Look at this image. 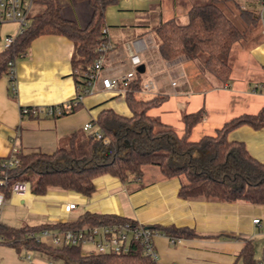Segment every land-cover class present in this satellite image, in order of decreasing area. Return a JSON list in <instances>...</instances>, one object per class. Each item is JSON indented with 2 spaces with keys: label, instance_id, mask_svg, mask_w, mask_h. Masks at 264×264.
Segmentation results:
<instances>
[{
  "label": "crops",
  "instance_id": "crops-1",
  "mask_svg": "<svg viewBox=\"0 0 264 264\" xmlns=\"http://www.w3.org/2000/svg\"><path fill=\"white\" fill-rule=\"evenodd\" d=\"M56 2L63 17L74 20L80 27L88 24L92 13L88 0ZM242 2L240 8L256 14V0ZM116 4L120 19H129L128 24L135 27V34L118 48L109 26L126 24L108 22L105 18L115 44L105 66L109 73L125 72L131 68L129 52L139 55L144 67L142 72H148L145 84L150 83L151 87L146 88L144 84L137 96L141 99L163 96L159 105L148 110L149 115L177 128L180 135L184 127L183 114L204 110L203 119L190 134L192 140H197L202 135L214 134L235 116L264 109V30L259 22L253 26L251 45L244 46L240 41L233 45L229 56L231 73L229 79L220 84L197 67L196 59L179 54L164 60L158 53L151 28L169 18L186 20L188 8L194 5L192 0H117ZM32 7L36 13L42 10L36 0ZM151 10L155 14L154 25L143 21L132 23L134 16ZM72 52L73 43L68 37L42 34L33 38L24 54L15 61V93L10 92L9 76H0V158L9 156L14 148L21 153L51 152L65 144L71 132L82 129L88 121L93 122L103 109L131 114L124 97L100 88L85 94L79 108L63 115L20 113L22 106L62 104L76 95ZM124 63L128 66L126 69ZM227 137L243 142L250 155L264 163V126L240 125L229 131ZM93 183L94 189L88 195L58 186L48 187L44 194L31 190L22 195L9 193L0 207V221L20 227L68 222L86 212L114 215L149 227L183 228L192 232V235H169L161 229L165 234L153 237L158 264H244L245 244L251 246L253 264H264V204L180 198V179L165 177L155 165H144L141 177L130 176L122 181L102 174L95 177ZM70 203H74V207L65 211L64 205ZM256 218L258 221L254 222ZM169 236L179 239L173 243ZM26 254H29L28 259ZM0 264L64 263L40 251H18L0 242Z\"/></svg>",
  "mask_w": 264,
  "mask_h": 264
},
{
  "label": "trees",
  "instance_id": "trees-1",
  "mask_svg": "<svg viewBox=\"0 0 264 264\" xmlns=\"http://www.w3.org/2000/svg\"><path fill=\"white\" fill-rule=\"evenodd\" d=\"M36 1L42 5V10L33 14L30 25L16 36L8 49L0 52V76L7 75V62L15 54L25 52L33 38L42 34L64 35L73 43L72 74L77 85L76 94H79L86 84L87 66L97 56L102 28L108 29L105 8L117 0H88L92 13L85 27L63 17L56 0ZM225 1L210 0L192 5L183 23L175 18L157 23L152 30L161 58L170 60L184 54L188 59H197L204 55L206 71L218 81L226 82L231 73L229 56L233 45L243 39L258 20L252 10L238 6V22L234 21L223 8ZM140 73L136 71L124 97L131 112L129 116L110 108L103 109L92 122L100 130L101 137L82 128L71 132L65 144L51 152H18L17 166L0 169V178L6 175L4 183L0 184V192L7 197L12 182L21 179L29 182L30 190L35 194H44L48 187L58 186L88 195L94 189V178L99 175L110 174L125 181L130 176L141 177L144 165H155L165 177L180 179V198L264 204V163L252 157L243 142L227 137L229 131L240 125L264 126V109L255 114L235 116L225 121L214 134L192 140L190 134L203 119L204 110L183 114L184 127L179 135L171 125L148 114L149 109L159 105L163 96L139 98ZM80 101L73 104L71 99V107L63 108L61 115L79 108ZM126 219L86 212L72 221L37 226L14 227L0 221V242L18 251L43 252L64 264H156L144 254V245L140 241H132L126 252L83 254L78 246L54 247L29 235L43 228L78 229L84 225ZM161 229L169 235H192L183 228ZM250 255L251 246L245 244L244 264H253Z\"/></svg>",
  "mask_w": 264,
  "mask_h": 264
},
{
  "label": "built area",
  "instance_id": "built-area-1",
  "mask_svg": "<svg viewBox=\"0 0 264 264\" xmlns=\"http://www.w3.org/2000/svg\"><path fill=\"white\" fill-rule=\"evenodd\" d=\"M35 0H0V52L8 49L17 35L23 32L31 21V8ZM257 20L264 30V0H256ZM12 24L10 30L2 33V26ZM115 44L110 39L109 31L106 27L102 28L100 35L97 56L94 61L87 66L84 80L86 82L82 92L76 94L72 98V103L76 104L82 99L85 94H89L96 88H100L112 92L115 96L125 97L129 89L131 81L135 78L137 66L141 63V59L137 53L129 52V62L131 68L125 72L109 73L106 69L108 54L114 49ZM24 52H19L7 62V75L10 81V92L13 94L16 90L14 83L15 61L22 56ZM145 87H151L150 83L145 84ZM257 87V85H255ZM71 100L62 104L48 106H22L20 113L22 115H38L45 114L49 116H59L62 109L71 107ZM84 130L91 132L92 135L99 138L101 132L98 127L94 126L91 121L84 123ZM18 150L14 148L9 156L3 157L0 160V169H9L17 166L19 160L16 157ZM6 175L0 178V184L5 181ZM30 190V184L26 180L15 179L10 186V193L22 195ZM6 198L0 192V207L5 202ZM74 203L65 204L64 210L69 211L74 207ZM254 222L258 219H253ZM163 233L157 228L145 226L141 223L126 219L124 221L112 222L97 225H84L78 229H47L43 228L36 232H30L29 235L36 240L49 242L54 247L62 246H78L80 250L86 253H120L126 252L132 241H140L144 245V254L157 262V252L153 244V237L156 234ZM171 242H176L179 238L169 236ZM25 257L28 259L29 254Z\"/></svg>",
  "mask_w": 264,
  "mask_h": 264
},
{
  "label": "rangeland",
  "instance_id": "rangeland-1",
  "mask_svg": "<svg viewBox=\"0 0 264 264\" xmlns=\"http://www.w3.org/2000/svg\"><path fill=\"white\" fill-rule=\"evenodd\" d=\"M209 1L210 0H192V4H194V5L205 4ZM121 3L126 6V4L124 2H121ZM241 5H243L242 0H226L225 3L223 4V8L225 9L226 13H228L229 15L232 16V19L234 21L238 22V18H237L238 8L237 7L241 6ZM111 10H113V11L110 12ZM118 11H119V7L117 6L116 3H109L105 8L104 13H105V18L107 19L108 22L113 21L112 23H116V22L122 21L123 23L126 24L122 27L114 26L113 24H111L112 26H109L110 33H112L114 35V37L116 38V41L118 44L117 47L121 48V46L124 43L130 41L133 38V36L135 34V27L133 25L128 24V23H131V22H129V19H123V20L120 19L121 16H120V13H117ZM30 13H31V15H32V13H36V12H34L33 7L31 8ZM130 16L133 18V15H129V17ZM138 18H141V20H139ZM141 21H143L144 23H152V25H154L156 22L154 12L151 10L149 13H146L145 15L134 16V20L132 23L140 24V23H142ZM179 21L185 22L186 20L179 19ZM12 26H13L12 24H7V25L2 26L1 32L4 33V32H6V30H10L12 28ZM152 28H151V31H153ZM254 30H255L254 27L250 28V30L247 32L246 36L240 40V43L244 44V46L251 45L252 41L254 40V38L251 37L252 33H254L253 32ZM118 33H122V35L118 36L117 35ZM152 34L155 37V34L154 33H152ZM116 35H117V37H116ZM110 39H111V36H110ZM155 40L157 41L156 37H155ZM203 56L204 55H202L201 57L196 59V65L201 70L203 69L204 70V71L202 70L203 72H207L205 67H204V64H203ZM123 67H124V69H126L128 66L124 63ZM147 75H148V72H145V73L141 72L140 74H138V76L141 79L140 83H141L142 87H144ZM215 80L218 81L216 78H215ZM218 82L220 84L222 83L220 81H218ZM174 129L176 130L177 133H179L177 128L174 127Z\"/></svg>",
  "mask_w": 264,
  "mask_h": 264
},
{
  "label": "water",
  "instance_id": "water-1",
  "mask_svg": "<svg viewBox=\"0 0 264 264\" xmlns=\"http://www.w3.org/2000/svg\"><path fill=\"white\" fill-rule=\"evenodd\" d=\"M143 69H144V67H143L142 64H140L139 66H137V70H138L139 72H142Z\"/></svg>",
  "mask_w": 264,
  "mask_h": 264
}]
</instances>
